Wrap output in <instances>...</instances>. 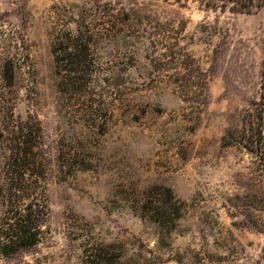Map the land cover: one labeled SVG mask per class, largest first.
<instances>
[{
  "label": "rangeland",
  "instance_id": "1",
  "mask_svg": "<svg viewBox=\"0 0 264 264\" xmlns=\"http://www.w3.org/2000/svg\"><path fill=\"white\" fill-rule=\"evenodd\" d=\"M108 6L139 13L143 27L97 35L80 66L61 62L85 78L69 83L56 66L57 38L75 29L70 19L96 10L100 20ZM0 15L30 47L16 113L43 127L51 210L42 242L0 264H81L84 248L100 243L122 247L123 264H264L263 163L231 146L260 98L264 7L0 0ZM69 149L80 157L61 162ZM155 197L177 203L180 218L149 219Z\"/></svg>",
  "mask_w": 264,
  "mask_h": 264
},
{
  "label": "trees",
  "instance_id": "2",
  "mask_svg": "<svg viewBox=\"0 0 264 264\" xmlns=\"http://www.w3.org/2000/svg\"><path fill=\"white\" fill-rule=\"evenodd\" d=\"M211 10H230L236 13H253L264 7V0H195ZM102 19H97L96 10L82 17L81 21L70 19L75 25L57 38L53 48L59 74L69 83L84 81V76L65 67L82 65L91 51L97 35L114 38L125 34L127 26L143 27V16L139 13L122 12L119 15L108 6ZM145 33L147 31L143 30ZM136 33H139L137 31ZM136 33L130 35L135 36ZM165 31H157L162 36ZM171 39V37L166 36ZM180 55V54H179ZM59 56V57H58ZM30 61V47L24 32L13 26L4 15H0V256L9 257L22 250L40 244L47 234L46 225L50 217L48 197V162L45 153L44 132L37 117L28 115L22 119L16 113L21 101L19 78L23 68ZM231 146L241 147L255 155L264 167V74L260 98L246 111L242 129L237 135L231 134ZM73 150L61 152L59 160L78 159ZM164 190L170 197L171 189ZM172 200H170V205ZM146 216L165 226L171 212L180 209L163 204L157 197L146 206ZM261 259L264 260V249ZM125 253L116 244H93L84 248L81 264H123ZM177 264H184L177 261ZM188 264H204L194 262ZM255 264H262L257 261Z\"/></svg>",
  "mask_w": 264,
  "mask_h": 264
}]
</instances>
